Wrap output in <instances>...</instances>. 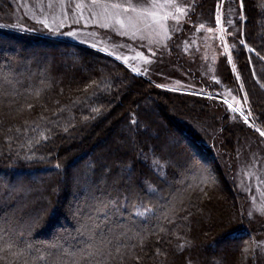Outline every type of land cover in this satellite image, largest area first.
I'll use <instances>...</instances> for the list:
<instances>
[{
  "label": "trees",
  "instance_id": "1",
  "mask_svg": "<svg viewBox=\"0 0 264 264\" xmlns=\"http://www.w3.org/2000/svg\"><path fill=\"white\" fill-rule=\"evenodd\" d=\"M233 2L243 18L236 20L237 36H233L235 72L227 58L221 59L223 83L235 84L264 130V0ZM2 8L0 17L5 18ZM210 10L206 4V14ZM62 61L71 68H62ZM75 61L87 72L74 67ZM121 82L123 88L133 85L137 95L146 85L160 98L202 103L156 88L108 53L52 34L7 30L0 24V264H74L77 260L80 264H255V249L247 248L246 239L239 238L249 234L241 225H260L243 222L240 194H231L227 181L211 167L216 168L215 163L202 165L187 160L184 149L163 148L164 131L157 138L150 137L145 122L154 126L152 133L161 124L135 97L129 102L133 110L120 113L115 120L126 128V145L134 141L136 149L126 146L116 154L127 159L121 167L111 163L112 180L109 175L102 179V164L95 166L90 156L96 149L92 146L86 145L70 162L84 159L88 168L65 169L69 154L63 155V162L54 160L59 150L54 154L52 150L61 142L60 136L78 135L95 119L111 113L105 105L115 99ZM200 84L210 92L209 84ZM205 106L210 107V126L217 132L220 127H215L214 119L223 116L209 103ZM81 117L91 118L81 125ZM178 130L214 159L205 142L211 134L203 142L184 126ZM237 130L245 138L251 136L245 125L244 129L238 125ZM100 157L107 158L99 151ZM23 172L30 176L16 178ZM72 180L76 182L73 190ZM170 182L174 185L168 190ZM71 190L76 197L73 206L68 204ZM208 191L219 193L223 204L233 209L231 221L222 229L224 235L238 239L232 245L223 244L220 236L208 240L203 232L205 222H210L211 233L223 224L219 217L211 218L210 203L205 202L199 214L195 209ZM137 210L145 214L138 216ZM68 211L74 213L73 223L57 227L48 240H40L45 227ZM97 247L111 256H89Z\"/></svg>",
  "mask_w": 264,
  "mask_h": 264
},
{
  "label": "rangeland",
  "instance_id": "2",
  "mask_svg": "<svg viewBox=\"0 0 264 264\" xmlns=\"http://www.w3.org/2000/svg\"><path fill=\"white\" fill-rule=\"evenodd\" d=\"M104 3L109 5L119 3L124 7L132 4L137 6L138 12L143 6L148 12H154L156 15L153 17L147 14L125 13L122 9L115 10L121 12L119 19L124 21L122 27L111 15L114 10L109 8V12L104 13L102 7ZM206 4L211 5L210 14H206ZM0 7L6 9L7 16L0 17V24L7 30L52 34L55 37L94 48L113 56L133 73L148 79L162 91L201 99L203 104L175 98H160L154 95L151 88L146 85L137 95L133 92V85L123 88L125 83L121 82L119 92L114 95L115 99L112 103L105 105V110L112 109L107 118L97 122L95 119L90 127L81 130L78 135L60 136L61 142L56 145L55 150H52L53 154L56 150H59V153L53 158L63 162V155L69 154V162L65 165V169L73 172L75 167L88 168L89 166L83 163L84 159L79 158L80 160L73 164L70 162L83 153L86 145L92 146L96 149L90 156L93 157L95 166L102 164V179L109 175L112 180L111 163L121 167L127 159V156L123 158L116 154L123 151L126 146L132 150L136 149L134 141L129 147L126 145L123 136L127 133L126 128L117 125L115 120L120 113L133 110L129 102L133 99L132 97H135L138 103L152 112L155 120L161 124L162 128L152 133L151 129L154 126L150 121L145 122L148 126L146 132L150 137L157 138L158 133L164 131L163 148L184 149L187 160L190 158L191 161L202 165L215 163L216 168L214 164L211 167L219 171L224 181H227L231 194H240L243 222L250 221L260 226L257 228L254 225L250 228L241 225L242 229L248 228L246 230H249V234L239 239H246L247 248L255 249L257 256L253 262L264 264V229L262 227L264 224V136H261L257 129L261 132L264 130L254 121L245 96L236 92L235 84L223 83L224 74L220 70L221 59L225 57L235 72L232 61L233 36H237L236 20H242L243 17L233 0H102L97 6H92L91 0H0ZM165 16L167 19H163ZM129 17H132L131 21ZM218 18L219 23H217ZM41 21L46 22L49 27L45 28ZM69 32L75 35L70 36ZM4 56L9 57V54L6 53ZM69 65L62 61V68L70 69ZM75 66L82 72H87L86 68L76 61ZM200 82L209 84L210 92L204 90ZM212 83H216L218 87L215 88ZM237 85L239 88L240 83ZM205 102L212 108H217L220 116H223L220 120L214 119L215 127L217 129L220 127L217 132L212 131L213 125L210 126L212 122L208 116L210 107L205 106ZM81 118V125H84L90 121L88 118L91 117ZM238 125L241 129H244L245 125L251 136L245 138L241 133L237 134ZM178 126L189 129L198 137L197 139L203 142L206 135L211 134L205 142L212 148L213 151L210 150V152L214 154V159L207 157L196 148V144L189 137L181 136ZM129 136L134 140L133 135ZM99 151L105 153L107 158H97ZM28 175L30 176L23 172L15 176L19 179ZM60 176L61 180L66 179V175ZM0 178H2L1 173ZM90 182L91 176L88 175L87 184ZM75 183L72 180L70 189ZM173 185L174 183L170 182L166 186L168 190H171ZM71 196L68 204L73 206L76 204L73 191ZM220 196L219 193L213 194L208 191L201 195L198 200L199 206L195 209L199 214L204 203H210L207 207L211 208V218L219 217L223 224H221L222 228L215 229L211 233L210 222H205L204 234L208 240L220 236L223 244L232 245L238 239L224 235L222 231L231 221L233 209L224 205L223 197ZM73 215L74 213L68 211L52 220L41 232L40 240H48L54 231H58L57 227L73 223Z\"/></svg>",
  "mask_w": 264,
  "mask_h": 264
},
{
  "label": "snow or ice",
  "instance_id": "3",
  "mask_svg": "<svg viewBox=\"0 0 264 264\" xmlns=\"http://www.w3.org/2000/svg\"><path fill=\"white\" fill-rule=\"evenodd\" d=\"M101 2H102V0H91V5L92 6H97V5H100ZM77 7H82V6L81 5H77ZM102 7H103L104 13H108L109 12V8L114 10V11H112L111 15L114 18H116L117 23H120L122 27L124 26V21L119 19V16L121 15V12L120 11H115V10L122 9L123 12H125V13L132 12V13H137L138 15L147 14V15H150V16H153V17H155V15H156L154 12H148L147 9L145 7H143V6L140 7V10L138 12L137 6H134L132 4H129L127 7H124L123 5H121L119 3H111L110 5L107 4V3H104L102 5ZM177 10L181 11V9H177ZM128 19H129V21H131L132 17H129ZM163 19H167V17L165 16V17H163ZM41 22L44 23L45 28L49 27V25L46 22H44V21H41ZM217 23H219V18L217 19ZM61 26H63V25H61ZM201 27H203V25H201ZM50 30H52V29H50ZM68 35L74 36L75 33L69 32ZM229 107H231V105H229ZM257 131L260 132L261 136H264V132H261L260 129H257ZM57 167H59V165H57ZM145 211H147V209ZM144 214H145V212H142V211H139V210L136 211V215H138V216H143ZM104 243H105L104 241H101V244H104ZM117 251H118V249H117ZM97 253H99L100 255H108L109 257L111 256V252H106L104 249H102L100 247L96 248V252L95 253L94 252H88V255L89 256H93V255H95ZM18 254H20V253H18ZM41 259H44V257H41ZM51 264H58V262L57 261H52ZM74 264H80V261L79 260L74 261ZM96 264H101V262L100 261H96Z\"/></svg>",
  "mask_w": 264,
  "mask_h": 264
}]
</instances>
